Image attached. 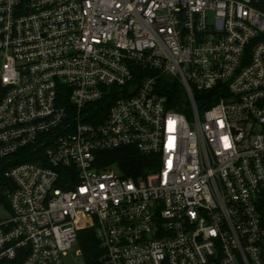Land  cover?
I'll return each instance as SVG.
<instances>
[{"label": "built area", "instance_id": "built-area-1", "mask_svg": "<svg viewBox=\"0 0 264 264\" xmlns=\"http://www.w3.org/2000/svg\"><path fill=\"white\" fill-rule=\"evenodd\" d=\"M256 1L0 0V264H264Z\"/></svg>", "mask_w": 264, "mask_h": 264}, {"label": "trees", "instance_id": "trees-1", "mask_svg": "<svg viewBox=\"0 0 264 264\" xmlns=\"http://www.w3.org/2000/svg\"><path fill=\"white\" fill-rule=\"evenodd\" d=\"M255 7L264 13V0L255 2ZM175 91L181 93L178 86ZM3 92L0 90V100ZM212 98L217 99L218 96L213 94ZM201 97H197L200 102ZM102 160L107 163H119L126 176H139L148 171L155 169L156 160L151 156H145L134 148H122L116 151L103 153ZM23 162V161H20ZM12 164L9 160L0 162V207H7V192L12 190L14 185L8 177ZM78 244L83 252V258L86 264H102L101 258L104 250L101 248L99 240L96 237L94 229L81 231L78 237Z\"/></svg>", "mask_w": 264, "mask_h": 264}, {"label": "rangeland", "instance_id": "rangeland-1", "mask_svg": "<svg viewBox=\"0 0 264 264\" xmlns=\"http://www.w3.org/2000/svg\"><path fill=\"white\" fill-rule=\"evenodd\" d=\"M3 66H4V62L0 61V69H2ZM6 215H8L7 211H5L4 208L0 207V216H6ZM69 264H74V261L69 260ZM79 264H81V263H79Z\"/></svg>", "mask_w": 264, "mask_h": 264}]
</instances>
